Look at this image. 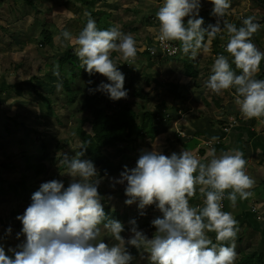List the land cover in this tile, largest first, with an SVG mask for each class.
<instances>
[{
  "label": "clouds",
  "instance_id": "9594fccd",
  "mask_svg": "<svg viewBox=\"0 0 264 264\" xmlns=\"http://www.w3.org/2000/svg\"><path fill=\"white\" fill-rule=\"evenodd\" d=\"M210 3L216 23L204 28V20L199 18L200 0H163L156 13L159 22L156 38L164 47L178 41L182 54L194 59L201 50H209L205 44L206 36L211 40L226 32L225 51L233 59L230 63L229 57L218 55L205 87L217 95L234 89L235 104L245 119L264 117V79L255 78L264 52L252 41L260 25L255 22V16H248L242 20V26L237 27L224 19L231 7L229 0H210ZM185 17H188L186 23ZM55 39L58 41L55 45L73 40L77 45L75 58L68 64H62V61L61 66L74 90L80 89V104L66 116H70V120L56 124L59 128L74 127L72 134H75L82 120L79 107L85 92L81 88L87 82L83 68L89 75L98 73L110 82L101 83L95 91L105 93L112 101L126 98L125 77L110 53L117 52L123 61H132L137 55L136 41L132 34H126L118 27L99 30L90 16L75 38L64 30ZM22 48L17 63L0 64V76L13 73L18 77V85L11 89L14 93L34 86L47 61V53L50 56L44 44L24 45L19 51ZM78 60L79 66L76 65ZM25 65H34L36 78H31L30 68L19 73V66ZM64 88L70 93L60 90L64 98L69 96L76 101L77 97L71 94L69 87L64 85ZM18 124L13 117L6 125L17 127ZM216 139L213 137L212 141ZM86 151L87 148L82 146L72 156L64 153L61 163L73 178L66 188L62 181L52 180L43 183L32 195L31 204L23 215L17 216L25 240L18 246L19 250L9 249L13 256L7 255L0 246V264H132L134 257L126 245L143 249L148 254L149 264H234L238 221L231 212L222 210V201L227 199L230 207H235L238 199L246 200L253 195L249 189L254 180L246 174L247 161L242 151L233 149L217 156L212 149V158L207 162H201L186 150L170 156L155 149L143 152L136 166L125 167L119 179H111V184L113 187L126 185L125 204H137L141 216L146 214L149 206H155L160 215L151 221L156 229L152 238L138 230L135 219L129 221L127 240L121 235L124 225L105 214L101 203L103 197L98 192L102 178L91 160L82 159ZM32 171L41 173L37 169ZM197 186L203 197L202 206H191L190 198L196 194ZM101 225L118 243L109 245L100 239ZM7 231L11 233V228ZM207 233H215L216 243Z\"/></svg>",
  "mask_w": 264,
  "mask_h": 264
},
{
  "label": "rangeland",
  "instance_id": "374dc122",
  "mask_svg": "<svg viewBox=\"0 0 264 264\" xmlns=\"http://www.w3.org/2000/svg\"><path fill=\"white\" fill-rule=\"evenodd\" d=\"M19 4V0H16ZM22 4L27 5L31 9L32 14L38 13L40 9L43 13H40L39 18V29L34 33V43L39 46L40 44H48L49 37L51 36V42L58 43L55 39L62 31H69L72 36L75 38L86 26L89 16L95 20V22L100 19H104L105 15H108V21L118 27L124 33H130L133 35L136 41L137 55L134 60L125 62L120 59V54L117 52L110 53L111 58L115 61L118 66L119 71H121L125 77L124 89L127 91V97L122 98L119 101H112L109 99L108 95L103 92L95 91L101 83H110L106 77L98 75V80L84 82V86L81 88L82 92L87 90L88 86H92L94 92H99V94L104 95L108 101L112 102L113 113H117L122 104L126 105L128 109L136 112L137 109L141 108L146 113L154 117L152 123H150L149 128L146 131L137 132L131 139L129 143L119 145L116 148L117 155L115 158L121 160L122 170L120 172L111 173L107 178H102V183L99 188L102 192V205L103 207H108V209L115 210L116 207L124 208V212L127 216V220H121L120 222L124 225V232L121 235L128 239L129 232V217H132L137 221L138 230H141L145 233L148 238H152L156 229L152 226L151 221L160 215V213L155 209V206H149L146 209V214L141 216L139 214V209L137 204L126 205L125 200V187L126 185L117 184L115 187L111 184V179L120 178V173L124 171L125 167L132 169L136 166V162L139 159L140 155L145 151L157 150L161 151L163 146H167V151L172 154L176 151L178 141L182 139H187L189 137L195 136L194 133L198 132L199 129H204L206 126L201 124L202 118H205L210 114L213 105H216V116L210 121L209 126L211 128L223 129L230 139L231 129L238 128L239 125L244 124L240 118L236 121L235 110L238 107L235 104V90H225L222 94L212 93L211 90L199 89L191 90L188 81L181 77L177 76L179 74V67L174 66L175 58L180 52L179 49L176 52L169 53L171 56H176L166 62L162 67L159 65L158 74L160 79L164 80L166 83H172L173 86H178L179 90L176 94L170 93L165 88L156 86V82L152 81L150 84L145 83L146 76L143 75L145 65L149 67L145 72L155 75V71L152 70L150 61L144 62V57L139 53L145 51L147 48L150 49L153 55L161 53L159 51V41L157 36L159 34V22L150 21L147 22L149 16L147 14L153 8L154 1L157 0H96V5L101 7V13H97L95 7H91V12L88 13L85 8L86 6L82 5L78 0H43L46 4V7L42 0H21ZM11 3L8 1L5 2V6L0 10V60L1 57L9 52L11 49L14 51H19V45L28 43L24 40L23 28L21 27L20 19L24 15V11L19 8V5ZM32 6L29 7L28 6ZM260 5V2L258 1ZM231 7L227 10L226 18L230 23L237 25L242 24V20L246 16H255L257 23H259L260 28L264 30V20L258 14L259 8L257 4H254V0H232L230 3ZM52 7V8H51ZM1 8V6H0ZM93 8V9H92ZM213 5L210 3V0H200V9H199V18H203L204 24L202 27H206V24L214 25L216 23V17L212 18ZM36 9V10H35ZM45 13L53 14L54 17H59L58 22H54V27L51 26V22L45 23ZM93 13V14H91ZM27 14H29L27 12ZM144 18V21H143ZM188 17H185V23L187 22ZM52 21V20H51ZM149 23V24H146ZM223 27V24L221 25ZM146 27V34L139 35L133 32L134 29ZM103 30H106V27L103 24ZM220 38L221 45H227L228 35L226 32H221ZM220 36V37H221ZM257 47L260 51L264 52V31H257L254 35ZM150 37H155L152 43L149 41ZM24 41V43H22ZM68 42L69 50L76 54V44L74 40ZM174 41L172 43H177ZM179 43V42H178ZM174 45V44H173ZM176 46V45H175ZM208 51L203 53V57L207 62V53L212 52V46L210 43L207 44ZM177 47V46H176ZM63 46L60 43L59 46L47 47L50 56L61 55ZM230 55V54H229ZM227 57V56H226ZM233 58L230 57L229 61ZM195 61V60H194ZM195 63H197L195 61ZM209 68L203 69L197 63V74L192 79V86L196 85L197 87H205L207 81L209 80L212 74V66ZM34 65H25L19 66V73L23 72L25 69H29L31 78H36L37 69L33 68ZM233 69L235 65H232ZM261 69V65H260ZM41 72H43L41 70ZM176 72V75L175 73ZM258 72L255 74V76ZM264 79V75L260 78ZM35 85V84H34ZM134 87H141L144 89L147 96L140 97L136 92ZM173 88V87H170ZM31 87L29 86L26 90L19 94V99L27 98L31 93ZM66 94H70L68 88L63 89ZM84 90V91H83ZM27 91V92H26ZM38 93L33 97L34 104L26 108V112L19 113V123L17 128L13 130L12 135L9 136L6 130V124L10 121V117L7 115L0 114V187L6 188L7 191L17 187L19 180V192L16 194V197L8 199L2 206H0V217L7 219V223H13L17 221V216L23 215L25 209L31 204L32 195L40 189V186L43 183L59 180L62 181L65 188L72 181V177L68 175V171L65 165L61 163L63 160L64 153H68L69 156L74 155L78 152V148L82 144L77 133L72 134L74 127L59 128L56 124L60 122L62 117L67 116L69 112H74V108L79 106L80 102L74 107L70 106L69 103L65 100V105L59 112L62 114V117L58 116V109L54 110V106L58 107V102L54 103L48 101L44 89L39 88ZM86 93L81 95V100L85 97ZM207 99L206 103H202V107H197L195 99L201 97ZM175 96V97H174ZM206 101V100H205ZM105 101L97 105V108L103 109L105 106ZM107 102V100H106ZM57 104V105H56ZM118 108V109H117ZM115 109H117L115 111ZM175 110H177L175 112ZM112 112V111H110ZM202 113V116H201ZM82 121V120H81ZM80 121V124H81ZM24 124L31 128V134L33 135L34 142V152L31 154H25L23 156V167L21 168V175H16L17 169H19V148L16 144V139L19 138V135H23L26 138L32 137L23 129H26ZM234 124L233 128L230 126ZM251 126V124H249ZM88 126V127H87ZM85 127V132L91 135V129L89 123ZM27 130V129H26ZM155 130L156 139L154 140L153 146L151 148L143 146L141 143L144 141V138L147 137L150 131ZM126 133L124 136H127ZM213 142L204 141L202 147H198V143L189 142L186 144L183 149L189 151L190 153L194 151L195 147H198L200 151H209V146ZM39 145L42 147L39 148ZM111 151L113 150L110 149ZM88 152V150H87ZM246 163V174L248 170V164L252 161L250 158V149L249 146L244 148L242 151ZM208 155L205 153L204 158ZM122 156V157H121ZM84 159V157H82ZM41 163V165L39 163ZM264 166L262 167V169ZM32 169L41 170V173H35L31 171ZM31 171V175L27 176ZM39 184L40 186H38ZM261 188H263L261 186ZM260 189L254 191L253 195L259 196ZM203 198V197H202ZM4 197L0 195V203L3 201ZM223 211L226 210V207L230 205L227 199H224ZM121 202V204L119 203ZM11 204V205H9ZM3 206H7L2 208ZM244 210V207L240 208L239 206L235 207L236 214L232 212L234 218L238 221L237 228L238 232L235 237V252H236V261L239 256L244 252L248 251L247 249L250 245L255 246L258 251L264 252V233H251V236L248 234V228L243 229L240 232V220L238 219V214ZM121 211V210H119ZM0 223V246L3 242V248L5 253L13 255L9 249L19 250L18 246L21 245L25 237L17 231V223H13L11 228V233H8L5 221ZM16 224V225H14ZM14 225V226H13ZM245 227V226H244ZM243 227V228H244ZM100 239L104 240L105 243L112 245L118 243L114 241L110 234L103 229ZM19 235V238L18 237ZM214 235L215 233H209V235ZM245 236L243 237V235ZM3 239L1 240V238ZM213 243H216L214 237ZM12 246V247H11ZM8 247H11L8 249ZM129 251L130 245H126ZM130 254L134 257L132 264H149L147 260V253L140 249L137 254L129 251ZM250 252V251H248ZM234 260V262H236ZM235 264V263H234Z\"/></svg>",
  "mask_w": 264,
  "mask_h": 264
},
{
  "label": "trees",
  "instance_id": "16d2710c",
  "mask_svg": "<svg viewBox=\"0 0 264 264\" xmlns=\"http://www.w3.org/2000/svg\"><path fill=\"white\" fill-rule=\"evenodd\" d=\"M78 1L82 5L86 6L85 10L88 13L91 12V7H95L97 9L96 14L101 13L102 8L96 5V0H78ZM254 1L258 5V8H259L258 14H260L261 16H264V0H254ZM258 1L260 2V5L258 4ZM9 2L18 4L16 0H9ZM21 2L22 1L19 0V4H18L19 8L21 5H23ZM229 2L231 3L232 0H229ZM162 3H163V0H157L156 2L154 1L153 8L147 14V16H149L147 19V22H150V21L157 22L158 21L156 17V13L158 12L159 7L162 5ZM29 7H32V6H29ZM38 10L39 11L37 15L35 11L33 17L38 19L39 21L40 16H42L40 15V13H43V12L40 9ZM213 17L214 16H212V18ZM50 18H51L50 14L45 13L44 19H47V21L45 20V23L49 25L48 23L51 22V26L54 27V23L50 21ZM107 18H108V15H105L104 19H100L99 21L96 22V26L99 30H103V24L106 27V30L114 27V25L111 24ZM225 18L226 16L224 17V19ZM143 21H144V18H143ZM146 24H149V23H146ZM208 25H210V23L206 24L205 28H207ZM146 30L148 29L144 27V28L134 29L133 32H135L139 36L142 34H146ZM220 36L221 34H218L215 38L211 40H209L207 36L205 37V44L210 43V45L212 46V52L207 53V64H210L213 60H215L218 55L220 54L225 55L226 51L224 52L222 48H226V46H223L220 44ZM48 37H49L48 43H50L51 36L48 34ZM154 38L155 37H150L149 41L152 43ZM22 43H24V41H22ZM169 43L174 44V46L176 45L177 47L176 46L175 47L177 48V51H178L179 49L178 42L177 43L169 42ZM24 45H30V47L37 46L34 43V37L32 40H29L28 43L19 45V48ZM41 46H43V44H41ZM62 46H63V50H62L61 55L52 56L49 58V61L56 60L57 63H59L60 61V66H61L62 61H63L62 64L64 63L68 64L76 56L73 52L69 50V46L67 44L63 43ZM13 52H14V49H11L9 52H7L4 55H9ZM203 53L205 52L201 50L198 53L197 57L202 58L204 56ZM139 54L142 57H144L143 64L145 65L146 60L148 62L150 61L151 63L150 66L153 67L152 70L155 71V75L153 76L149 73H146L145 70L149 69V67L145 65V69L143 71V75L146 76L145 83L150 84L152 81H155L157 83L156 86H160L161 88H165L170 93L176 94V92H178L179 90V87L173 86V84L169 82L166 83L164 80L160 79L159 74H158L159 65L162 67L166 62H168L169 60H172L176 56V54L174 56H171L169 52L165 51V52H161L159 54L153 55L149 48H147L145 51L140 52ZM76 65L77 66L80 65L79 60L76 62ZM174 66L176 67L182 66L185 69L186 75L190 79H193V77L197 74V68H198L197 63H195L194 59L188 56H184L181 51L178 53V56L175 58ZM83 70L85 72V77L87 78V82L98 80L97 73L89 75L84 68ZM174 73L176 75V72ZM170 87H173V88H170ZM92 88H93L92 86L90 85L88 86L87 90H85V93H86L85 97L81 100V106L79 108L81 109L80 112H81L82 121H81V124H79L77 135L82 142V146L86 147L88 150V152L86 151L85 153L84 159H88L93 162L101 178H107L111 173L120 172L122 170V166H121L122 159L119 158L117 160L115 158V156L117 155L116 148L119 145L129 143L130 141H128V139H131L137 132L146 131L149 128L150 123H152V120L154 119V117L146 113L145 111H143V109L141 108L137 109V111L134 112L128 109L127 106L124 104L121 105V107L119 108L120 110L117 113H113V110L110 107V106L113 107L112 102L108 101V99L104 95L99 94V92H94ZM134 88L136 92L138 93V96H140L141 98L147 96L143 88L141 87H134ZM194 88L196 90H199V89L201 90V89H205L206 87L199 88L196 85H194ZM90 89L92 91H90ZM80 93H81L80 89L71 91V94H73L76 97H78ZM198 100H201L202 102L205 103L203 95H201V97L198 98ZM71 101L74 102L75 99L73 98L71 99ZM103 101H105L104 108L103 109L97 108L96 106L101 104ZM117 109H115V111ZM176 111L177 110H175V112ZM87 123H89L90 125L91 135L87 134L84 131L85 127L87 126ZM126 133H128V135L124 136ZM81 147L78 149V151L81 150ZM112 148L113 150L111 151L110 149ZM262 187L263 188L261 189L260 192L264 193V185H262ZM98 192L102 196V192L100 189H98ZM190 205L193 206V204L191 203ZM104 211H105L106 216H108L111 219H115L118 221L127 220L126 214L123 213L124 208L116 207L115 210L111 211L110 209H108V207H104ZM129 221H130V217H129ZM15 222L18 224L17 231L21 233L22 227H23L21 221L17 220ZM13 223L6 224L8 229L12 226ZM226 243L230 244L231 242H226ZM129 248H130L129 251L133 252L134 254H137V252L140 251V249L138 250L135 247H129ZM6 254L9 256H13V255H10L8 252ZM242 255H245V256L240 257L239 260L235 264H264V260H260V259L256 260L257 256H261V255H258L257 253H252V254L243 253Z\"/></svg>",
  "mask_w": 264,
  "mask_h": 264
},
{
  "label": "crops",
  "instance_id": "0c3cea01",
  "mask_svg": "<svg viewBox=\"0 0 264 264\" xmlns=\"http://www.w3.org/2000/svg\"><path fill=\"white\" fill-rule=\"evenodd\" d=\"M6 1L8 0H0V6H1L0 10L5 6ZM43 4L46 6L44 2ZM20 9L24 11V15L20 19L21 27L23 28L24 39L29 41L33 39L34 33L37 32V30L39 29L40 27L39 21L38 19L33 17L34 13L32 14L31 9L28 8L27 5L25 4L21 5ZM27 12L29 14H27ZM50 17H51L50 21L52 20V22L53 21L58 22L59 17L56 18L53 16V14H50ZM45 20L47 21V19ZM240 26H242V24L237 25V27H240ZM258 31H264V30L259 28ZM64 44L68 45L69 43L64 41ZM48 46L52 47V46H59V45H55L54 42L50 41V43L44 44L45 50ZM223 46H226V45H223ZM222 49L225 52V48H222ZM22 51H23V48L20 51H14L13 53L9 55H3L1 57L0 64L7 66V65H10L11 63H17ZM159 51H161L160 47H159ZM225 55L229 57L230 59V55L227 52H225ZM50 57L51 56H49V54L47 53V61L44 63V67L42 69L43 72L38 74V78L36 79L35 85L30 89L31 93L28 95L27 98L19 99V94L21 93L19 92L14 93V91L12 92L11 90L12 88L18 85V80H17L18 77L16 74L12 73V74H4L0 76V114L7 115L10 118L14 117L17 121H19V113L26 112V108L34 104L33 97L36 95V93H38L37 92L38 89L42 87V89L46 91L45 96L48 101H52L54 103L58 102L59 105L58 107L54 106V110L58 109V116L62 117V114L59 112V109L64 107L65 101H64V95L60 90L64 89V85H66V87H69L70 91H75V90L69 79L67 72L65 71V68L63 66L59 68L60 64L57 63L56 60L48 61ZM194 60L203 69H207L215 61L213 60L210 64H207L204 58L196 57L194 58ZM177 76H181L185 78L188 81L189 86H191V90H196L194 88V85L192 86V79H190L186 75L185 69L182 66L179 67V74ZM230 90H233V89L230 88ZM203 98L204 100H206L205 101L206 103L207 99L205 97ZM65 100L72 107H74L79 102L78 97L74 103H71V99L69 96L67 97L65 96ZM195 101H196L197 107L201 108L202 103L204 102H202L201 100H198V98L195 99ZM215 111H216V105L214 104L213 108L210 111V114L206 116L205 118L200 119L201 124H204L206 127L204 129H199L198 132L194 133L195 136L178 141L176 151L174 153L179 154L182 150H184L183 147L189 142H192L194 144L198 143L197 146L202 147V144L204 141H212V138L216 137L217 139L215 141H212L213 143L209 146V151H205V152L200 151L198 147H195L194 151L191 152L201 162H207L212 158V149H215V154L219 156L220 154L224 152H229L233 149H238L240 151H243L244 148L249 146V144L252 145L257 142L253 138L252 132L250 131V128L254 126L253 121H251L250 119H245L241 115L238 107L235 110L236 121H238V118H240L242 122H244V124L239 125L238 128L231 129L230 139L225 133H223L222 128L219 130L217 128H211L209 126L210 121L216 116ZM201 116H202V113H201ZM66 120H70V116H68L67 118L66 116H64L62 117L60 121H66ZM249 124H251V126ZM24 126L26 127L27 130L26 129H23V130L26 131L29 135H32L31 128L26 126L25 124ZM233 126L234 124H232L230 128H233ZM6 128L10 130L9 131L5 130V132H7L9 136H11L13 130H15L17 127L15 125H13L12 127H9L8 125H6ZM155 132H156L155 130L150 131L147 137L144 138V141L141 144L145 147L151 148L153 146L154 140L156 139ZM33 138H34L33 135L32 137H29V138H26L23 135H19V138H17L15 141L16 144L19 146V148L18 147L15 148V150H19V169L16 170L17 171L16 175H19V178L21 175V168L24 166L23 165L24 163L22 160L23 156L25 154L31 155L34 152L33 146L35 143L32 142ZM161 150H162V154L166 156L171 155L167 151V146H163V149L161 148ZM206 152L208 153V155L204 158ZM250 155H251V150H250ZM31 158H32V155H31ZM251 158L252 157H250L249 160ZM31 171H29L30 173L26 175V178L27 176L31 175ZM19 182L20 181L18 180L17 181L18 185L16 188L14 189L12 188L9 191H7L6 188L0 187V195L4 197L3 201L0 203V206H2L3 203L8 201V199H11L12 197H16V194L19 192V189H20ZM37 185L40 186L39 184ZM202 199L203 198L201 194L199 193V186H197L196 194L190 198V203L193 204V206H196V205L202 206V202H203ZM119 203L121 204V202ZM247 205L248 204L245 203V200L241 201L240 199H238L235 207L239 206L240 208L244 207L246 209ZM4 207H7V206H3L2 208ZM235 207H230L229 205L226 207L225 211L231 212V213L234 212V214H236L237 211H235ZM242 212L238 214L237 216L239 220L243 218ZM0 219H1L0 223L3 224V222L1 221H5L4 225L7 224V219L5 220L3 217H0ZM6 228L8 229L7 226ZM207 235L213 241L215 236L213 234L210 236L209 233H207ZM2 239L3 237L1 238V240ZM2 245H3V242L1 243V246ZM11 247H8V249Z\"/></svg>",
  "mask_w": 264,
  "mask_h": 264
},
{
  "label": "bare ground",
  "instance_id": "6f19581e",
  "mask_svg": "<svg viewBox=\"0 0 264 264\" xmlns=\"http://www.w3.org/2000/svg\"><path fill=\"white\" fill-rule=\"evenodd\" d=\"M260 71L255 76V78L260 79L264 75V71L262 75H260ZM250 120L254 123V126L250 128V131L252 132L253 138L257 142L252 145L249 144V149L251 150L250 157H252V161L248 164L247 173L254 180L253 187L249 189V191L254 193V191H256L257 189H260L261 191V186L264 185V168L262 169V167L264 166V117L253 118ZM39 148L42 149L40 145ZM245 203L248 205L247 208H244L242 212L243 218L240 220V232H243L242 230L247 227V235L249 236H251V233H264V193L260 192L259 196H250L245 200ZM131 220H133L132 217H130V221ZM244 236L245 234L243 235V237ZM262 244H264V242ZM247 249H249L248 251L250 252L246 251L244 253H257L261 256H257L256 260H264V252L258 251L255 246L250 245ZM240 257L241 256H239V258ZM239 258L237 259V261L239 260Z\"/></svg>",
  "mask_w": 264,
  "mask_h": 264
},
{
  "label": "built area",
  "instance_id": "2783aa9c",
  "mask_svg": "<svg viewBox=\"0 0 264 264\" xmlns=\"http://www.w3.org/2000/svg\"><path fill=\"white\" fill-rule=\"evenodd\" d=\"M159 46H160L161 52L167 51V52L171 53V52H176L177 51V48L171 43H169L167 47H164L159 42ZM222 204H223V207H224V201H222ZM196 206H198V205H196ZM222 210H223V208H222Z\"/></svg>",
  "mask_w": 264,
  "mask_h": 264
},
{
  "label": "water",
  "instance_id": "95a60500",
  "mask_svg": "<svg viewBox=\"0 0 264 264\" xmlns=\"http://www.w3.org/2000/svg\"><path fill=\"white\" fill-rule=\"evenodd\" d=\"M262 20H264V17L262 18ZM252 41H253L254 45L257 47V43H256V41H255L254 36L252 37ZM257 49L259 50L258 47H257ZM263 71H264V60H262V62H261V71H260V75H262Z\"/></svg>",
  "mask_w": 264,
  "mask_h": 264
},
{
  "label": "flooded vegetation",
  "instance_id": "af4514ba",
  "mask_svg": "<svg viewBox=\"0 0 264 264\" xmlns=\"http://www.w3.org/2000/svg\"><path fill=\"white\" fill-rule=\"evenodd\" d=\"M254 3H255V1H254ZM248 16H246L245 18H247Z\"/></svg>",
  "mask_w": 264,
  "mask_h": 264
}]
</instances>
